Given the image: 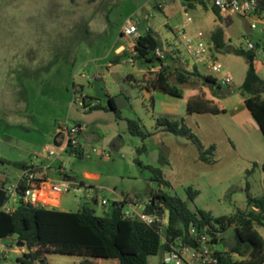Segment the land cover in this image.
<instances>
[{
    "label": "rangeland",
    "instance_id": "374dc122",
    "mask_svg": "<svg viewBox=\"0 0 264 264\" xmlns=\"http://www.w3.org/2000/svg\"><path fill=\"white\" fill-rule=\"evenodd\" d=\"M172 0H0V189H7L17 180L21 168L16 162L41 163L47 146L55 148L44 163L50 183L61 181L65 175L74 177L70 192L61 196L60 208L77 211L82 203L91 202L92 193L98 201L92 202L97 214L103 215L111 205L102 206L101 200L128 194L137 204H144L152 191L160 187L188 200L192 208L211 210L214 215H231L248 207V196L264 195V135L251 116L240 91L221 96L198 77L183 85V98L160 90L147 88L148 80L157 72V66L141 64L129 56H122L118 64L112 59L116 49L127 43L121 35L127 20L137 22L141 32L151 27L162 46L161 57L170 66L192 68L193 60L169 13ZM165 3V8H159ZM202 7L197 4L192 15L200 17ZM261 18L264 20V13ZM208 28L219 18L208 13ZM246 19L237 14L223 19L227 47L214 48L222 63L220 76L228 73L239 88L245 78L248 63L244 56L227 48L248 50V40L257 53V70L264 78V22L248 28ZM170 25V27H169ZM206 32V31H205ZM209 34H206L207 37ZM207 41H210L209 38ZM176 51L179 58H172ZM129 53V51H128ZM156 64L159 63L157 60ZM196 64V63H195ZM203 72L209 70L201 65ZM101 76L104 89L117 103L118 112L83 106L84 96H92V105L108 106L107 99L95 95L93 80ZM227 85L224 84V87ZM216 87V86H215ZM217 91L218 88L216 87ZM208 93L225 112H188L190 95ZM127 95L130 100L118 106L117 97ZM176 113L204 141L216 143L215 163L200 159L197 146L187 137L175 135L157 125L155 116ZM138 121L143 135L132 134L128 121ZM82 126L79 139L85 155H74L55 143L62 123ZM258 166L251 173L250 169ZM147 165L162 167L170 184L160 186L152 178ZM64 168V172L60 168ZM86 173L99 174L101 181ZM92 188L105 183L95 194ZM200 190L194 201L188 199L187 188ZM115 189L116 192L112 190ZM8 205H16L13 200ZM129 206V205H126ZM1 208V206H0ZM264 237V226H256ZM235 239L234 226L219 233L213 246L229 249ZM17 236L6 240L8 263H16L28 251L16 243ZM49 264H81L90 259L97 264H115L110 259L87 255L75 256L51 251ZM161 251L149 257V264H163ZM182 264V263H181Z\"/></svg>",
    "mask_w": 264,
    "mask_h": 264
},
{
    "label": "trees",
    "instance_id": "16d2710c",
    "mask_svg": "<svg viewBox=\"0 0 264 264\" xmlns=\"http://www.w3.org/2000/svg\"><path fill=\"white\" fill-rule=\"evenodd\" d=\"M214 9L219 11L215 7ZM263 10L264 3L260 5V9L255 14L261 17ZM212 39L216 48L227 47L225 31L222 27H218L213 32ZM158 48L162 49V46L152 28L141 33L136 41L134 58L141 64L158 67L154 76L148 80L147 88L183 98L186 94L183 85L189 83L192 77H198L214 92L215 96H221L216 89L220 84L214 76L203 72L196 64H193L191 69L176 64L174 67L170 66L163 57L157 54ZM227 50L242 55L247 60L246 76L238 90L264 135V78L257 70V53L253 48L246 50L235 47L227 48ZM125 55L129 56L128 51L117 55L112 62L120 63L122 56ZM172 58L175 61L179 58L176 51L173 52ZM157 60L158 64L155 63ZM97 78L103 82L101 76ZM214 81L216 84H213ZM91 97L84 96L83 106H90V109L107 108L118 112L114 96L110 95L109 105L105 107L101 104L92 105ZM124 98L127 101L130 100L127 95ZM187 108L190 113L218 114L226 111L224 107L216 103L214 97H210L204 90L188 97ZM155 119L157 125L164 130L190 139L197 146L201 160L207 163L217 161L214 158L216 143L206 145L186 123L184 117L166 112L158 114ZM128 129L132 134L145 136L136 120L128 121ZM76 150L77 155H84L81 145ZM26 164L27 162L15 163L20 168ZM256 166H258L257 162L248 173H251ZM147 167L153 173L152 178L160 186L170 184L162 167L153 165H147ZM262 169L264 170V163ZM80 184L87 186L85 181H81ZM88 186L92 187V185ZM187 193L188 199L194 201L200 194V190L189 186ZM247 196L248 207L246 209H238L231 215L216 216L211 210L192 208L188 200L165 191L162 187L152 191L149 198L144 201L145 211L168 214L164 238L156 225H149L142 220L123 216L125 202L133 201L128 195L123 200L113 201L111 209L103 215L97 214L92 201L82 203L77 211H67L57 206L32 204L20 200L16 208L11 211L0 208V236L8 238L15 234L17 245L28 248V251L12 264H49L48 254L51 251L110 259L115 264H149L150 256L161 251L164 253L178 241L197 245L198 239L190 234L194 227L200 232L209 234V242L213 245L219 241V233L232 225L235 229L234 242L228 250L216 248L220 264H263L264 237L256 226H264V195L253 196L248 191ZM82 264L97 263L89 259L82 261Z\"/></svg>",
    "mask_w": 264,
    "mask_h": 264
},
{
    "label": "built area",
    "instance_id": "2783aa9c",
    "mask_svg": "<svg viewBox=\"0 0 264 264\" xmlns=\"http://www.w3.org/2000/svg\"><path fill=\"white\" fill-rule=\"evenodd\" d=\"M203 3L209 4L219 10L220 13H237L247 19H250L255 12L260 9V5L264 3V0H200ZM186 23L178 30L180 37L183 40L187 54L198 65H202L209 70V74L220 72L222 69V63L218 59L215 52V45L210 41H207L204 33L200 31L190 32L186 28L187 23L193 21V17L185 12ZM264 20L261 17L251 21L250 25L256 27L257 23H262ZM148 29V28H147ZM141 30L137 22L127 20L121 30V35L127 40V43L120 45L116 51L119 54L120 51H129L128 61L133 63L135 61V45L137 39L141 35ZM247 46L249 49L254 48V43L248 40ZM162 50L157 49V54H161ZM220 86L231 87L234 80L228 73H223L220 76H214ZM83 129L82 126L62 123L59 128V136L56 141V145L62 150L70 149L74 155H77V148L80 147L81 142L79 139V133ZM59 142V143H57ZM82 146V145H81ZM47 152L51 154L55 152V148L50 146ZM84 155L85 152L83 151ZM47 169L45 166H40L34 161L27 163L26 166L21 168L20 174L17 180L10 183L6 189L5 202L1 209L11 211L16 208L18 202L23 200L26 203L43 204L48 205L53 201L59 202L63 193L70 192L72 189L73 181L63 179L50 183L47 179V174L44 171ZM61 172H64V168H60ZM66 176V175H65ZM49 183V188L56 195L55 199L48 197L47 195H40L42 187ZM89 199L95 196L92 193L87 195ZM16 202V205H8L9 200ZM107 199H102V206L112 205ZM129 205V206H126ZM123 216L125 218H133L144 221L149 225H156L158 231L164 234L166 231L168 214L149 213L145 211L144 204H137L133 201L125 202L123 206ZM190 234L198 239V244L193 246L190 244L178 241L170 246L164 252V264H220V258L216 254V248L209 242L210 235L206 232L197 230L196 227L191 229ZM180 239V238H178ZM7 238L0 236V264L5 262L9 257V251L6 245ZM228 250V249H226Z\"/></svg>",
    "mask_w": 264,
    "mask_h": 264
},
{
    "label": "crops",
    "instance_id": "0c3cea01",
    "mask_svg": "<svg viewBox=\"0 0 264 264\" xmlns=\"http://www.w3.org/2000/svg\"><path fill=\"white\" fill-rule=\"evenodd\" d=\"M199 4L201 7H202V14L200 17H197L196 15H192L191 14V10L194 9L196 7V5ZM159 8H165V3H159L158 4ZM168 13L169 15L174 18V20H177V21H180L181 24H176L175 26V30H177V33H178V30L180 28H182L185 23H186V18H185V12H188L192 17H193V21L191 23H187L186 24V28L190 31V32H196V31H202L204 33V35L206 36V34H209L207 38H209L210 42L214 44V41L212 39V35H213V32L218 28V27H224L222 25L223 23V19L224 18H228L231 16V13L228 12V13H220L219 11H216L214 9L213 6L209 5V4H206V3H203L201 2L200 0H172V2L169 4V7H168ZM209 11H211L212 13H214V15H216L219 20H220V24H218L216 21L215 23H211V28L209 29L208 26H209V23H207V17H208V13ZM263 13H264V10H263ZM245 18V17H244ZM258 16L256 14H253V16L250 17V19H247L245 18L246 20V24L248 26V28H251V21L254 20V19H257ZM170 27V25H169ZM151 28V27H149ZM224 29V28H223ZM206 31V32H205ZM225 31V29H224ZM178 36L179 33H178ZM225 37H226V34H225ZM215 45V44H214ZM193 64H195L193 62ZM199 68L201 67L200 65L196 64ZM201 69V68H200ZM247 72V71H246ZM207 73V72H205ZM246 74V73H245ZM246 76V75H245ZM245 79V78H244ZM249 110V109H248ZM250 112V110H249ZM251 114V112H250ZM252 116V114H251ZM56 143V142H55ZM48 147L50 146H47L46 147V151L43 152V155H42V160H41V163L38 164L40 166H44V163L49 159L50 157V154L47 152V149ZM37 164V163H36ZM90 178H93L95 180H98V181H101V176L99 174H93V173H86ZM48 177V176H47ZM0 178L1 179H5V177L3 175H0ZM86 182V181H85ZM87 184V183H86ZM90 185V184H87V186ZM98 189L102 188L104 190H108L110 188L109 185H106L105 183H101L98 185ZM87 189H91V191H94L95 192V189L97 188H92V187H89ZM113 192H116L115 189L112 190ZM40 195H47L48 197L52 198V199H55L56 195L51 191V189L49 188V183L45 184L41 191H40ZM128 195V194H127ZM126 196V194H118L117 195V198H113L111 199V202L113 201H118V200H123L124 197ZM130 196V195H128ZM96 199L97 198H93L92 201L94 200V202H96ZM98 200V199H97ZM133 202H134V199H133ZM60 203H61V200L59 202H55L53 201L52 203L48 204L50 206H57L59 207L60 206ZM64 210V209H63ZM89 259H83L82 261H87ZM82 261H81V264H82ZM1 264H11V263H8L7 261L1 263ZM51 264V263H50ZM264 264V263H263Z\"/></svg>",
    "mask_w": 264,
    "mask_h": 264
},
{
    "label": "water",
    "instance_id": "95a60500",
    "mask_svg": "<svg viewBox=\"0 0 264 264\" xmlns=\"http://www.w3.org/2000/svg\"><path fill=\"white\" fill-rule=\"evenodd\" d=\"M213 84H216V82L214 81ZM93 86L95 88L96 97H98L100 99H107L109 101L110 94L104 89V86L102 84L101 79L95 78L93 80ZM232 91H238V88L237 87H229V86H226V87L219 86L218 87V93L219 94H226V93H229ZM116 99L118 102V106H122L121 102H124L125 105L127 104V101L123 97H117ZM55 142H56V140H55ZM64 178L67 180H70V181H74V177L69 176V175H66ZM87 188H88V186H86V189ZM98 193H99V189L97 188V189H95V194H98ZM5 198H6V190L0 189V206H1V208L5 202ZM92 202H94V200Z\"/></svg>",
    "mask_w": 264,
    "mask_h": 264
},
{
    "label": "flooded vegetation",
    "instance_id": "af4514ba",
    "mask_svg": "<svg viewBox=\"0 0 264 264\" xmlns=\"http://www.w3.org/2000/svg\"><path fill=\"white\" fill-rule=\"evenodd\" d=\"M59 135H60V134H59V132H58V134H57V136H56V139L58 138Z\"/></svg>",
    "mask_w": 264,
    "mask_h": 264
}]
</instances>
